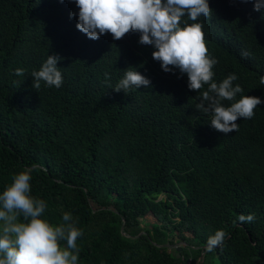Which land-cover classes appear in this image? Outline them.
I'll use <instances>...</instances> for the list:
<instances>
[{"label":"trees","instance_id":"obj_1","mask_svg":"<svg viewBox=\"0 0 264 264\" xmlns=\"http://www.w3.org/2000/svg\"><path fill=\"white\" fill-rule=\"evenodd\" d=\"M208 2L212 17L188 23H202L219 60L214 80L235 73L240 95L264 101V9ZM70 12L74 0H0V193L37 165L30 195L52 226L71 213L83 232L77 264H264V103L238 131L218 132L187 75L165 73L138 33L91 40ZM53 54L63 85L34 89L32 71ZM125 70L151 87L114 91ZM216 230L225 246L208 252Z\"/></svg>","mask_w":264,"mask_h":264},{"label":"clouds","instance_id":"obj_2","mask_svg":"<svg viewBox=\"0 0 264 264\" xmlns=\"http://www.w3.org/2000/svg\"><path fill=\"white\" fill-rule=\"evenodd\" d=\"M240 2L253 3L254 11L264 9V0ZM74 3L79 12H70L69 18L77 17L76 28L89 39L98 40L111 34L118 41L126 34L138 33V43L154 49L152 58L165 73L175 74L178 70V78L186 74L188 89L200 93L196 110L211 117L210 125L216 131L224 134L238 131L237 120L252 119L254 109L264 103L260 97L240 95L244 89L234 83L238 80L235 73L219 83L214 80L213 67L219 60L208 55L202 23H188L212 17L208 0H74ZM241 55L247 57L248 53ZM61 59L57 54L48 55L39 70L32 71L34 89L38 90L41 82L49 88L63 85V75L57 66ZM14 74L24 76L25 69L17 68ZM141 86L151 87V81L136 70H125L123 78L110 88L127 94ZM205 86L206 90L201 91ZM37 169V165H32L15 174L11 185L0 193V264H77L80 251L77 240L83 232L75 226L69 212L63 213V222L57 226L41 219L47 203L30 195L31 174ZM254 219L253 214L237 217L241 224ZM236 223L234 220L233 225ZM227 237L226 231L216 230L207 240L206 251L223 249ZM61 242L66 244L62 247Z\"/></svg>","mask_w":264,"mask_h":264},{"label":"water","instance_id":"obj_3","mask_svg":"<svg viewBox=\"0 0 264 264\" xmlns=\"http://www.w3.org/2000/svg\"><path fill=\"white\" fill-rule=\"evenodd\" d=\"M180 251V248H176L175 250L174 249H171V252L172 254L175 256V257H178V252ZM202 258H203V255H202ZM202 262V261H201Z\"/></svg>","mask_w":264,"mask_h":264},{"label":"rangeland","instance_id":"obj_4","mask_svg":"<svg viewBox=\"0 0 264 264\" xmlns=\"http://www.w3.org/2000/svg\"><path fill=\"white\" fill-rule=\"evenodd\" d=\"M163 195H160L159 197H162ZM142 221V224H145L146 223V220H141Z\"/></svg>","mask_w":264,"mask_h":264}]
</instances>
